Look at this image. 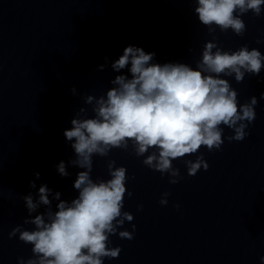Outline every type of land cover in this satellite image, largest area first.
Wrapping results in <instances>:
<instances>
[{"label":"water","instance_id":"95a60500","mask_svg":"<svg viewBox=\"0 0 264 264\" xmlns=\"http://www.w3.org/2000/svg\"><path fill=\"white\" fill-rule=\"evenodd\" d=\"M243 19V36L231 30L214 35L225 49L246 44L264 53V15L249 12ZM211 38L194 14L193 0H0V264H17V257L33 255L31 245L8 234L28 214L22 196L34 191L29 181L36 180L35 172L41 174L37 189L46 183L62 199L77 195L73 182L80 169L69 167L71 175L61 177L55 165L74 156L64 130L84 106L83 95L98 97L110 87L117 75L110 62L133 44L155 51L158 62L194 66ZM106 56L109 66L99 70ZM228 79L240 103L264 93V80L255 76L246 75L242 82ZM256 113L243 141H228L234 133L225 127L221 150L202 146L206 171L190 176L183 160H175L183 177L177 184L146 167L131 150L94 156V179H109L107 160L115 159L127 168L126 188L133 194L125 195L123 211L134 220L119 230L131 231L135 224L134 239L112 235V246L122 251L105 264H260L264 99ZM165 192L170 195L162 206Z\"/></svg>","mask_w":264,"mask_h":264},{"label":"clouds","instance_id":"9594fccd","mask_svg":"<svg viewBox=\"0 0 264 264\" xmlns=\"http://www.w3.org/2000/svg\"><path fill=\"white\" fill-rule=\"evenodd\" d=\"M193 4L198 21L212 37L203 44L194 66L158 62L155 51L129 44L110 62L117 73L110 87L98 97L82 96L84 106L75 111L71 127L63 133L74 156L55 165L61 177L71 175L69 167L80 169L73 182L77 195L62 199V193L46 183L37 189L41 174L34 173L36 180L29 181L34 191L22 196L28 214L8 234L32 246L33 255L17 257V264H105L118 259L122 251L112 246V235L134 239L135 224L131 231L119 230L134 220L132 213L123 211L125 195H133L126 188L128 170L108 159L110 178L94 179V156L107 158L113 149L131 150L137 158L143 157L146 167L161 176L167 174L169 182L177 184L183 177L175 160L182 159L188 175L195 176L209 168L199 150L202 146L209 152L221 150L225 127L234 133L226 137L228 141H243L250 134L249 125L256 119V106L264 93L240 103L228 78L242 82L250 75L264 80V53L246 44L225 49L214 34L231 30L243 36L247 28L243 16L264 15V0H193ZM104 59L99 70L109 66V57ZM71 92L78 94L75 86ZM190 155L195 159L186 158ZM169 195L162 194V206L168 204Z\"/></svg>","mask_w":264,"mask_h":264}]
</instances>
